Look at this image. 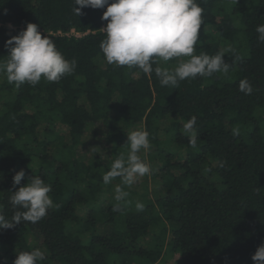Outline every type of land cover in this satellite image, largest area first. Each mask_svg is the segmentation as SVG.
Wrapping results in <instances>:
<instances>
[{
  "label": "trees",
  "instance_id": "trees-1",
  "mask_svg": "<svg viewBox=\"0 0 264 264\" xmlns=\"http://www.w3.org/2000/svg\"><path fill=\"white\" fill-rule=\"evenodd\" d=\"M196 2L203 13L193 55L224 53L230 67L173 88L154 71L107 63V6L77 16L74 0H0V60L5 42L31 22L76 62L58 82L35 86L16 87L0 73V212L11 220L16 211L9 197L21 169V185L39 176L53 201L40 221L0 229V264L36 248L45 256L38 264H159L165 251L181 264H254L264 243V42L256 31L264 0ZM243 79L251 94L239 90ZM192 116L195 147L183 134ZM134 130L149 134L150 149L139 154L150 173L124 186L129 196L114 211L120 180L105 185L102 176L127 155ZM87 146L93 157L82 155Z\"/></svg>",
  "mask_w": 264,
  "mask_h": 264
},
{
  "label": "clouds",
  "instance_id": "clouds-1",
  "mask_svg": "<svg viewBox=\"0 0 264 264\" xmlns=\"http://www.w3.org/2000/svg\"><path fill=\"white\" fill-rule=\"evenodd\" d=\"M73 12L81 15V9L104 8L101 17L107 21L102 28L106 38L101 41L102 53L109 64L118 67L139 68L145 74L153 71L162 86L175 88L179 81L186 78L195 79L198 75L209 77L217 72L227 73L230 65L223 59L224 53L214 56L207 54L193 55L202 25L203 8L196 0H74ZM79 6V7H78ZM258 39L264 42V24L257 25ZM8 59L0 60V73L6 76L9 84L16 87L24 83L35 86L41 78L48 82H58L64 75L71 74L75 61L67 60L57 50L53 39L48 34L42 35L35 23L28 22L26 28L11 36L6 42ZM188 57L173 70L152 65L159 60L165 62L172 58ZM239 90L251 94L252 85L247 79L239 82ZM196 117L192 116L183 123V134L188 136L189 144L196 146ZM233 135L239 134L234 128ZM129 151L121 154L102 176L105 185L119 179L115 185L113 210H120L119 203L129 193L124 186L131 187L137 177L150 173V166L140 156L141 150L150 149L149 134L144 130L127 133ZM25 177L23 169L13 176V187L20 185L16 191H10V203L16 211L11 220L0 212V229H10L20 222L36 223L47 215L53 206L50 198L51 186L45 184L39 176H31L26 184L21 185ZM2 179V176H0ZM144 204L137 202V211L144 209ZM45 258L39 249L16 253L13 264H38ZM254 264H264V243L258 245L252 255ZM7 264V258H4Z\"/></svg>",
  "mask_w": 264,
  "mask_h": 264
},
{
  "label": "rangeland",
  "instance_id": "rangeland-1",
  "mask_svg": "<svg viewBox=\"0 0 264 264\" xmlns=\"http://www.w3.org/2000/svg\"><path fill=\"white\" fill-rule=\"evenodd\" d=\"M72 34L76 35L77 33H76V31L75 32L72 31ZM181 58H183V60L185 58L188 59V57H181ZM92 148H93L92 146L83 147L81 149L82 155L86 158L93 157ZM147 162H148V165L150 166L151 163L149 161H147ZM154 188H155V186L153 184H150L149 189L151 190V192L154 191ZM154 196H155V194H154ZM179 259H180V257L178 254H176V253L172 254L170 251H165L162 258L160 259V262L159 261L158 262H159V264H181Z\"/></svg>",
  "mask_w": 264,
  "mask_h": 264
},
{
  "label": "built area",
  "instance_id": "built-area-1",
  "mask_svg": "<svg viewBox=\"0 0 264 264\" xmlns=\"http://www.w3.org/2000/svg\"><path fill=\"white\" fill-rule=\"evenodd\" d=\"M72 31H74V30H72ZM77 34H76V36H80L81 35V33H79V32H76ZM70 34H72V32H70Z\"/></svg>",
  "mask_w": 264,
  "mask_h": 264
}]
</instances>
